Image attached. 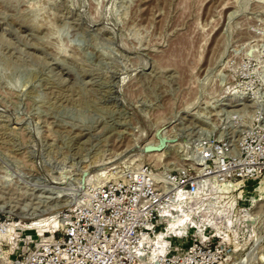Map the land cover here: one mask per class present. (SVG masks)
<instances>
[{
  "label": "rangeland",
  "instance_id": "rangeland-1",
  "mask_svg": "<svg viewBox=\"0 0 264 264\" xmlns=\"http://www.w3.org/2000/svg\"><path fill=\"white\" fill-rule=\"evenodd\" d=\"M245 95L263 113L264 0H0V218L25 238L115 173L185 171L198 144L236 150ZM148 142L169 158L128 156ZM258 183L224 200L221 228L217 208L198 219L208 264H264Z\"/></svg>",
  "mask_w": 264,
  "mask_h": 264
},
{
  "label": "built area",
  "instance_id": "built-area-1",
  "mask_svg": "<svg viewBox=\"0 0 264 264\" xmlns=\"http://www.w3.org/2000/svg\"><path fill=\"white\" fill-rule=\"evenodd\" d=\"M245 102L243 110L248 105L254 108L249 111L250 118L248 112H239L245 120L234 123L233 132L244 128L236 150L228 139L224 143L198 144L189 149L192 165L185 171H157L140 166L115 173L111 179L91 187L74 207L62 210L45 228L37 226L35 234L25 238L15 232L10 238L4 237L7 227L17 226L0 218V263L208 264L206 258L211 255L203 252L202 241L191 235L195 231L199 237L204 236L207 227L176 222L172 207L198 193L200 186V197L204 198L202 195L216 182H241L237 192L264 178V111L261 113L255 102ZM203 177L214 180L201 181ZM241 211L246 213L247 209ZM58 219L61 224L55 228ZM159 236L168 242L167 251L164 245L156 244ZM6 243L13 245L10 253L4 249Z\"/></svg>",
  "mask_w": 264,
  "mask_h": 264
},
{
  "label": "bare ground",
  "instance_id": "bare-ground-1",
  "mask_svg": "<svg viewBox=\"0 0 264 264\" xmlns=\"http://www.w3.org/2000/svg\"><path fill=\"white\" fill-rule=\"evenodd\" d=\"M178 56H179V54H178ZM243 95H244V93H243ZM245 97H247V98L246 99L243 98V99H240L239 100V101L244 100V102L242 101L239 104H245L246 103L245 101L252 102V99L253 98H251L249 96H246V95H245ZM150 144L151 143H149L147 145H150ZM180 145L181 144H179V146ZM170 146L171 145H169V149H170ZM145 147H146V145L143 146V147H139V146L133 144V147L132 148L130 147V149H129V147H128V149H129L128 151L130 152L128 156L134 158V161H135L136 158L141 157V156H147V158L149 156H152V157H155L156 156L155 161L157 160L158 162L162 158H164V159H168L169 158L167 156V154H165V152H164V151H167V150H164L163 151L164 153L161 152L159 154L156 153V155H153L152 154L153 152H145ZM114 149H115V147H114ZM149 153H151V154H149ZM169 154H170V152H169ZM140 159L142 160V158H140ZM149 159H150V157H149ZM160 162H162V161H160ZM102 170L103 169H100V170H97L96 172H94V173H97L96 176L99 179H101V178L105 179V172H102ZM202 180H205V181H207V180H214V177H211V178H209V177H203L201 179V181ZM201 181H200V183H201ZM241 187H242V183L241 182H237V183H234L232 185L229 184V183H223V184H219L217 182L214 183L213 187L210 188L207 191L208 193L205 192L206 194L205 195H202V197L210 196L211 198H213L212 201L210 202V205L208 206V207H210L211 205H213V207H211V210L210 209L207 210V207L206 208H202L201 205H199V206H195L194 205L196 203V201H198L201 198L200 196L203 193V191L201 190V186H200L198 193L190 194L189 196H187V197L184 198V200L182 201V203L176 204V205H174L172 207V211H173L171 213L172 218L175 219L176 222L184 223V225H186V226H188L190 224L197 225V226H201V225L198 224V219H204V218H206L207 216L210 215V213L213 210V208H217L216 211H215V213H216V219H211V221L214 220V223H212V224H213V226L215 228H221V226H219L218 221H220L225 215L226 216L228 215V217H226V218H229V216H230V213L228 212V209L226 208L227 207V203H229V202L226 203L224 200L227 199V198H229V196H230V198L232 200L231 207L235 206L236 205V198H235V195L236 194L234 192H235V190L240 189ZM256 191H258L261 194V197H260V199H257V197L254 198V201H255V203L253 204L254 206H256L259 203V201H263L264 200V178L256 186ZM251 212L247 213L246 216L252 217L251 216ZM57 217H58V213H54V214H52V215H50L48 217L37 218L36 221L32 222V224H33L34 227L35 226L41 227V230H42L43 228L46 227L45 226L46 223H48L52 219L56 220ZM60 224H61V220L58 219V221H56V223H55V228L56 227H59ZM229 224H230V222H229ZM30 227H32V226H30ZM14 230H15V225H10L9 227L6 228L5 231H3V236L10 238V236L13 235L12 233L14 232ZM163 241H165V240H163ZM163 241L161 240V236H159V239L156 241V244H160V245L162 244V245H164V249H165V251H167L168 250V247H169L168 242L167 241L163 242Z\"/></svg>",
  "mask_w": 264,
  "mask_h": 264
},
{
  "label": "water",
  "instance_id": "water-1",
  "mask_svg": "<svg viewBox=\"0 0 264 264\" xmlns=\"http://www.w3.org/2000/svg\"><path fill=\"white\" fill-rule=\"evenodd\" d=\"M162 149H163L162 146L155 147V146H151V145H146L145 152H154V151H158V150H162Z\"/></svg>",
  "mask_w": 264,
  "mask_h": 264
}]
</instances>
